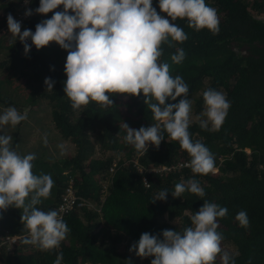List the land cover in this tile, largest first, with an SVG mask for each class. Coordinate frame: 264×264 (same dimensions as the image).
Returning a JSON list of instances; mask_svg holds the SVG:
<instances>
[{
	"label": "trees",
	"instance_id": "trees-1",
	"mask_svg": "<svg viewBox=\"0 0 264 264\" xmlns=\"http://www.w3.org/2000/svg\"><path fill=\"white\" fill-rule=\"evenodd\" d=\"M19 1L0 3V26L18 9ZM205 2L217 9L219 33L195 31L186 19L177 18L174 23L188 39L173 42L175 47L163 44L160 62L168 63L170 74L182 76L188 84L192 114L204 112L203 93L208 89L225 93L231 102L219 131L202 129L198 120L190 122L193 142L203 143L214 157L215 170L207 175L192 173L191 157L163 129L159 147L149 143L145 154L125 142L123 123L137 130L162 125L145 105L143 94H111L108 107L90 102L74 110L63 91L67 52L50 42L39 50L32 46L26 55L18 39L13 43L11 33L0 34V108L44 102L54 129L73 145L68 156L48 160L39 154L32 161L34 174H50L54 181L51 195L36 207L56 211L69 181L75 195L89 203L61 216L70 231L59 248L51 251L23 243L28 230L21 220L22 209L0 211V234L24 235L8 250L0 247V264H53L61 252L62 264H140L127 251L142 233L162 239L163 230L182 232L192 226L191 215L205 200L228 209L226 217L218 218L217 231L223 235L221 243L231 246L229 254L235 264H264V0ZM38 6L39 0H30L29 9ZM152 6L166 16L158 0H152ZM55 11H63V6ZM53 12L28 16L21 32H34L36 24L51 18ZM178 48L186 57L174 64L170 57ZM46 77L55 81L52 91L44 85ZM22 129L21 123L0 128V135H12L13 150ZM188 179L199 181L203 198L187 191L181 197L172 196L175 185ZM164 189L169 192L166 200L154 201ZM241 210L248 214L247 228L235 219ZM152 259L143 258L142 264H151ZM215 264H221L219 255Z\"/></svg>",
	"mask_w": 264,
	"mask_h": 264
},
{
	"label": "clouds",
	"instance_id": "clouds-1",
	"mask_svg": "<svg viewBox=\"0 0 264 264\" xmlns=\"http://www.w3.org/2000/svg\"><path fill=\"white\" fill-rule=\"evenodd\" d=\"M61 5L63 11L53 12ZM158 7L166 16L157 12L152 0H39V6L26 9L24 15L49 12L53 15L37 23L34 32L30 29L21 32V23L11 14L6 20L13 43L18 39L26 55L32 46L39 50L50 42L67 52L63 91L74 110L90 102L108 107L112 105L111 94L133 97L143 94L145 105L162 125L137 130L123 123L125 142L145 154L149 143L159 147L164 140L163 129L191 157L188 167L192 173L207 175L213 171L215 161L210 150L199 141L193 142L188 131L192 110V102L187 98L189 86L182 76L173 77L169 64L161 63L160 57L163 44L175 47L173 42L183 43L188 39L184 29L174 23L177 18L186 19L188 27L195 31L207 29L217 35L218 12L205 0H158ZM29 39L31 45L26 43ZM185 57L184 50L178 48L170 58L174 64H180ZM54 84L50 77L45 78L47 90L52 91ZM177 97H181L177 103H165L169 99L176 101ZM203 100L205 110L201 115L206 119L197 117L200 127L219 131L231 102L225 93L213 89L204 91ZM27 118V110L21 113L14 106L8 107L0 114V128L9 125L15 128ZM12 141V135H0V211L9 207L22 209L21 220L28 230L23 243L41 251L57 249L70 229L57 211L45 212L36 207L42 198L51 195L54 181L50 174H34L35 154L19 155L12 149ZM143 183L151 186L147 181ZM186 191L201 198L205 196L196 179L176 184L171 194L181 197ZM168 193L167 189L159 191L154 201L166 200ZM227 213L226 207L205 200L191 215V227L182 232L163 230L162 239L142 233L129 251L141 259L153 257L151 264H215L218 255L221 264H235L233 257L222 250L223 235L217 231L218 218L226 217ZM235 219L240 227L249 226L245 210L239 211ZM62 260L61 252L53 264H62Z\"/></svg>",
	"mask_w": 264,
	"mask_h": 264
},
{
	"label": "rangeland",
	"instance_id": "rangeland-1",
	"mask_svg": "<svg viewBox=\"0 0 264 264\" xmlns=\"http://www.w3.org/2000/svg\"><path fill=\"white\" fill-rule=\"evenodd\" d=\"M4 1L5 0H0V3ZM14 107L21 113L25 110H27L28 113L27 120L21 122L23 129L19 135L20 142L16 143V148L14 149L19 155L25 156L34 153L35 156L41 154V157L44 159L57 160L58 158L72 154L73 145L60 137L50 121L49 106L40 101L36 105H17ZM5 109L6 108H0V114H3ZM202 113L203 112L198 116L190 113V122L197 120V117L206 119V117L201 115ZM45 138L47 143H45ZM214 170L215 169H213V171ZM103 185H106V181H104ZM173 222L174 221H169L170 224ZM221 248L228 253L232 252L231 246L227 243H221ZM127 256L140 264L143 262V259L136 256L134 251L130 252L128 250Z\"/></svg>",
	"mask_w": 264,
	"mask_h": 264
},
{
	"label": "built area",
	"instance_id": "built-area-1",
	"mask_svg": "<svg viewBox=\"0 0 264 264\" xmlns=\"http://www.w3.org/2000/svg\"><path fill=\"white\" fill-rule=\"evenodd\" d=\"M30 0H20L19 7L16 9L11 15L20 23H22L27 17L24 15L26 9H29ZM8 32L7 20L3 25L0 26V34H6ZM28 43V41H26ZM89 203L87 200L75 195L73 188L70 185V181L68 186L64 189L63 193L59 197V201L56 205V211L61 217L64 213H66L70 209H78L80 207L88 206ZM24 235H28V232ZM24 235H14V234H0V247H4L8 250L13 243L16 242L18 237ZM33 246V245H32ZM36 247V246H33Z\"/></svg>",
	"mask_w": 264,
	"mask_h": 264
}]
</instances>
